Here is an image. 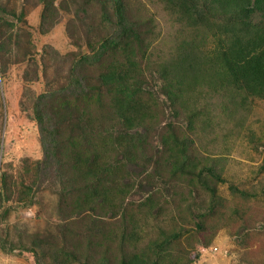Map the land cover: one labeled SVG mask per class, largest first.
Instances as JSON below:
<instances>
[{
    "label": "rangeland",
    "instance_id": "obj_1",
    "mask_svg": "<svg viewBox=\"0 0 264 264\" xmlns=\"http://www.w3.org/2000/svg\"><path fill=\"white\" fill-rule=\"evenodd\" d=\"M123 2L133 31L81 69L88 93L45 105L59 173L40 182L35 100L72 85L78 60L115 30L113 11L108 0H0V264H264V98L236 88L218 59L264 33V14L227 0ZM181 158L218 175L214 194L178 179Z\"/></svg>",
    "mask_w": 264,
    "mask_h": 264
},
{
    "label": "trees",
    "instance_id": "obj_2",
    "mask_svg": "<svg viewBox=\"0 0 264 264\" xmlns=\"http://www.w3.org/2000/svg\"><path fill=\"white\" fill-rule=\"evenodd\" d=\"M108 1L110 2L113 11L114 22L116 25V28L113 33L110 34L103 41L101 46L97 50H95L91 55L82 56L78 60L77 64L73 68L72 85H69L55 92L42 93L38 95L35 100L34 117L36 120L37 130L39 134V142L42 150V159L37 164V173L40 182L51 180L55 177V175L59 173L57 166V132L48 123L46 114L43 111L45 105L49 102L50 99L59 95L71 97H80L86 95L89 90L85 85L81 69L84 66L99 64L101 61H103L107 54L117 49L120 44L127 38V36H129L130 33L133 31V25L129 21L125 13L123 0ZM227 3L230 8L236 9L241 7L243 11L262 12L264 14V0H227ZM239 27H244V25L239 24V26H234V28L230 26V30H238ZM262 43H264V33L259 31L256 32V30H251L250 36H248L247 39H243L242 45L241 38L237 37L233 41L229 42L226 46L223 45V47L219 48L218 51L220 53V58L218 59L221 63V72L229 80L232 81L233 85H235L236 88L244 89L246 92L251 93L254 96L264 98V46H262ZM123 95H125V92H123ZM129 121L132 120L124 115V124L130 125ZM177 153L182 157L181 150L177 149ZM96 155L97 154H95V156ZM182 158L181 160L173 159L172 164H170L172 171L178 173V179L183 180L186 179V177H190L189 181L187 182L190 185H194V181L197 179V181L199 182L198 184H200L202 188L208 190V193L214 194L215 189L211 188L209 186V183L210 185L214 184V178L216 181H220L218 175H214L213 172L210 170V172L208 173V177H201L200 173L195 174L193 164H188L187 161ZM98 170H100V168L97 165L95 166L94 170H92L90 167H85V174L90 176H96L98 174ZM122 191L123 190L121 189H117L115 185L110 188V194L113 196L112 204L116 200V195L121 194ZM104 194L105 193H103L101 197L103 201H106L108 196ZM145 206L148 205L141 203L139 205L137 204L135 206V210L138 211L136 215H139L141 209ZM128 215V223L131 224V218L134 219V211L128 210ZM132 235L133 233L123 236V240L127 238L123 241V243L134 239V237L131 238ZM176 236L177 234L173 235V237ZM144 255H142V257H139L138 255H133L129 258V260L125 259L123 264H145V262H143L142 260L144 258Z\"/></svg>",
    "mask_w": 264,
    "mask_h": 264
}]
</instances>
